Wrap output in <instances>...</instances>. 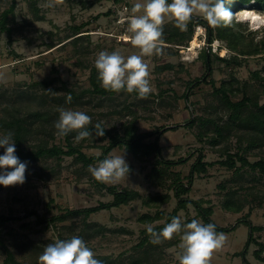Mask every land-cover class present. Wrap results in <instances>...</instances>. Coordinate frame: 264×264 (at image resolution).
Segmentation results:
<instances>
[{
  "label": "rangeland",
  "instance_id": "374dc122",
  "mask_svg": "<svg viewBox=\"0 0 264 264\" xmlns=\"http://www.w3.org/2000/svg\"><path fill=\"white\" fill-rule=\"evenodd\" d=\"M15 2L14 13L9 14L8 20L11 36L1 30L0 24V118H26L35 112L52 116L49 122L40 120L34 123L33 127L38 133L28 137L26 148L31 149L42 139H46L50 146H66L65 137L55 134L54 124L58 120L55 114L59 115L60 108L86 112L92 118L88 128L100 123L106 129L116 128L120 133H123L122 125L135 118L133 122L139 134L160 133L164 160H186L170 169L173 173L180 174L185 184L188 180L184 179L189 176L191 166L200 153L205 162L214 163L206 174L195 176L188 197L190 200H204L205 207L212 205L213 222L219 227L229 229L223 232L225 240L222 245L208 257L209 264H245L243 257L236 256L245 250L250 235V229L243 222V217L250 214L249 220L253 225L264 227V205L260 206L258 201H251L243 212L232 213L226 211L223 204L229 199V192L241 186L246 191L239 192L240 196L246 198L251 192L259 193L260 197L264 196V186L261 185L264 178L257 183L254 179L261 176L259 171L251 172L246 168L239 177L235 170H228L218 163L223 160L220 149L226 143L237 146V137H231L226 143L221 141L217 146H213L210 141L216 135L213 122L225 124L231 114L221 103V96L216 94V89L224 84L234 90L240 87V92L231 93L233 102L240 101L245 92H258L260 103H264V91H261L259 85L262 80H256L252 76L254 72H259L261 78H264V53L243 56L234 51L228 41L221 39H214L209 46L207 28L198 24L193 28L192 39L197 33L200 34L199 46L194 50H188L190 41L183 43L184 45L164 42L160 54L143 57L148 64L152 85V91L146 97L127 91L105 97L85 94L84 91L91 88L90 76L100 51H119L125 57L140 54L139 49L131 44V33L128 31L129 17L143 13L142 9L137 13L132 12L133 5L140 0ZM12 3L13 0H0V18ZM245 10L247 13L243 15ZM252 15L259 18L261 29L255 30L252 23L244 20ZM195 16L203 18L201 15ZM233 21L243 23L246 32L252 34L248 36L254 37L256 43L264 38V11L246 5L244 9L234 13ZM78 26L83 27L75 32V27ZM162 27V37L168 36L171 31L186 35L189 32V27L181 31L174 20L168 17ZM204 50L210 52L211 73L207 71L206 63L200 55ZM167 65L171 67L167 68ZM162 67L167 69L161 70ZM61 80L75 92V97L60 89ZM210 81H214L215 86ZM45 82L49 85L43 86ZM245 83L248 84L247 88L244 87ZM131 111L136 114L134 118ZM246 114V111L242 112L243 116ZM199 118L213 122L202 125L198 122ZM192 119L195 121L189 126ZM42 129L45 131L41 132ZM200 134H203L202 137H199ZM155 137L156 135L146 139L145 143L153 142ZM72 142L82 145V151L91 157L102 153L101 149L91 146L105 145L108 140L101 142L97 135H90L80 141L72 138ZM261 150L251 151L248 155L249 161H258L264 155ZM121 154H124L130 172L116 183H105L108 187L136 190L144 198L166 192L173 196L172 191L153 186L147 179L151 169L157 166L154 155L140 159L125 149H115L110 156ZM158 168L162 166L159 165ZM94 178L89 166L77 162L74 157L28 161L25 183L3 186L0 191V215L22 217L0 226V264H5L6 248L15 254V259L20 264H40V255L60 234L63 239L82 237L102 264H108L103 258L114 260L115 264H130L139 257H143V264H179V255L182 253L180 235L174 234L171 239H162L147 254L143 253L144 248L136 249L143 238L141 231L147 227L138 219L146 213L154 214L158 210L155 207H146L142 199L127 206L101 211L88 219L82 216L70 218L55 229L48 226L47 221L38 224L35 216L23 218L26 210H36L40 215L47 214L51 218L64 214L67 210L84 209L112 201L113 197L98 187L93 181ZM221 186L226 189H221ZM177 205L178 200L173 198L160 210L169 214ZM178 217L182 223L191 222L193 219L203 223L192 204L186 210L180 211ZM164 223L165 220L151 226ZM236 225L237 228H233ZM102 228L104 230L100 231ZM255 236L264 242V231L256 233ZM171 243L174 245H169ZM257 249L255 244L250 246L246 256L248 264H263L254 257Z\"/></svg>",
  "mask_w": 264,
  "mask_h": 264
},
{
  "label": "trees",
  "instance_id": "16d2710c",
  "mask_svg": "<svg viewBox=\"0 0 264 264\" xmlns=\"http://www.w3.org/2000/svg\"><path fill=\"white\" fill-rule=\"evenodd\" d=\"M169 2H171V0H169ZM15 3V0H13L11 7L2 13L0 18V24L2 26L1 30L7 32L9 36H11L12 34L11 28L8 27L9 14L14 13L16 5ZM246 5H252V7H256L257 9L264 11V0H226L225 7L230 9L234 14L236 11L244 9ZM198 24L204 25L207 28L209 46L212 44L214 39H221L228 41L230 47L234 51L238 52V54L243 56L264 53V38L256 43L254 37L248 36L249 33L246 32L247 29L243 25V23H235L233 21L231 25L227 26H211L207 23L206 19L202 17H196L195 15L188 22L189 32L187 35L181 34V32L178 31H171L168 36H164L162 37V39L164 42L169 44L184 45L183 43L192 40L193 28ZM82 27L83 26L75 27V32H79ZM249 35L252 34L250 33ZM209 54L210 52L204 50L200 55L206 63L207 71L211 73L212 61L209 58ZM217 59L227 61L223 58L217 57ZM235 60H238V58H235ZM238 65H241V63L238 62ZM169 67L171 66L167 65V68ZM167 68L162 67L161 70H165ZM252 76L256 80H262V82H259V85L262 89L261 91H264V78H261L260 73L254 72ZM55 79H53V82L55 81ZM234 80L236 81V79ZM196 81L198 82V80ZM90 82L91 88L85 90V94H93L100 97H105L112 96L116 93V91L106 90L102 86L96 67H94V69L92 70ZM209 83L215 86L214 81H210ZM38 85H40V83ZM42 85L47 86L49 84L45 82ZM247 86L248 84L245 83L244 87L247 88ZM60 89L69 93L72 97H75L76 95L75 92L69 89L67 84L62 80ZM236 91L240 92V87H237V89L234 90L226 87V84H224L221 88L215 90L216 94L221 96V103L231 111L228 122L222 124L202 118H199L198 122H200V124L202 125L213 122V125L215 127L214 131L216 132L215 137L210 141L213 146L220 145L221 141H225L226 143L233 136L237 137V146L233 147L231 144L226 143L220 149V157L223 160L219 161L218 163L222 166L227 167L228 170H235L236 175H238L239 177H241V172L246 168H249L251 172L259 171V174L261 176H259L258 179L255 178L254 181L260 183L264 178V155L261 156V158L256 162H250L248 155L251 151L256 149H263V151H261L264 152V103H260L258 92H254L253 94H248L247 92H245L244 97L240 101L233 102L231 99V93H235ZM185 97L188 98L187 95ZM244 111H246L247 114L243 116L242 112ZM131 114L133 115V118L136 115L132 111ZM55 115L59 118L58 114ZM51 117V115L44 112H35L29 114L26 118L17 116H12L9 119L0 118V132H2L0 133V135L6 134L8 132L12 133V139L16 144V154L22 161L37 162L41 159L47 158H55L60 160L62 157H74L77 162L83 163L84 166H90L92 164L99 163L106 157H110V154L115 149H125L128 153L140 159L149 158L150 156L154 155L156 157L157 166L151 169V173L147 176V179L152 183L153 186L172 191L173 196L166 192L164 194L157 193L154 195H149L147 196V198H144L136 190H120L117 186L108 187L105 182L98 181L94 178L93 181L97 184V186L103 190H106L107 193L113 197L112 201L107 203L101 202L97 206H92L89 208L67 210L66 213L58 216H53L51 218H48L47 214L40 215L36 210H26V215L23 218L35 216L37 218L38 224H42L47 221L48 226H51L55 229L59 224L66 222L70 218H77L82 216L84 219H88L91 215L99 213L101 211H109L114 208L127 206L134 201L142 199L143 204L146 207H155L158 210L154 214L146 213L142 215L138 219L141 224H144L148 227L156 222L165 220V223L162 225L152 226L156 232H160L167 223L171 222V219L173 217H178V213L182 210H186L190 204L194 206L198 217L201 218L204 224H215L212 220V216L214 214L213 206L211 205L205 207L204 205L206 202L204 200H190V198L188 197L191 192V185L195 176L206 174L209 168L214 166V163L205 162L204 156L201 153L199 154V157L194 162V164L191 166L189 176L184 179L188 180L187 184H185L180 174H175L170 171V169L173 166H177L178 164L186 162V160H164V158L162 157V148L160 147V133L153 132L139 134L138 129L133 122L135 118L130 123L122 125L123 133H120L116 128L108 130L104 125L101 124V127L105 129V134L104 136H98L99 141L104 142L108 140V143L102 146H91L92 148H99L102 150V153L99 156H87L82 151V145H75L72 142V138L76 136L77 130H74L67 136H64L67 143L66 146H50L46 139H42L36 145L32 146L31 149H27L25 145L27 144L28 137L30 138L38 133V131L33 127L34 123L40 120L42 122H49ZM31 119H33V121L30 122L29 120ZM194 121L195 120L192 119L189 122V126H192ZM88 130L92 133L91 135H96V129L94 126L89 127ZM44 131V129L41 130V132ZM154 135H156V137L153 142L145 143L146 139H150ZM202 135L203 134H200L199 137H202ZM51 137L54 138V135H51ZM3 151L4 149L0 148V154H2ZM159 165H161L162 168H158ZM238 165L240 166L238 167ZM261 185L264 186V182ZM2 188L3 186H0V191H2ZM220 188L226 189L225 186H221ZM241 191H246V188L241 186L229 192V199L223 204V208L226 211L232 213H241L248 205L256 201L259 202L260 206L264 205V202H261L262 200H264V196L260 197L259 193L255 194L254 192H251L248 193L247 197L245 198L239 195V192ZM173 198L178 200V205L171 213L166 214L165 211L160 210L162 206L169 204ZM249 217L250 214L244 216L243 222L250 229V235L247 240L245 250L241 253H237L236 256L243 257L244 263L248 264L249 262L246 256L249 252L250 246L252 244H255L258 249L254 251V257L264 264V242H261L260 238L255 236L256 233L263 232L264 227L253 225L249 220ZM18 219H22V217L15 218L12 216V214H1L0 226L6 224L9 221ZM147 227L141 231L143 238L140 240V243L136 248H144L145 250L143 253L146 254L150 253V250H152V248L157 245L151 242L153 237L150 233L147 232ZM233 228H237V225ZM103 230L104 228H102L100 231ZM216 231L223 233L229 231V229L216 225ZM58 239H63V236L60 234L58 236ZM169 245H174V243H171ZM5 250L7 253V257L4 262L5 264H20L15 259V254L11 250H9L8 248H6ZM103 261H106L108 264H115L114 260H108L107 258H103ZM130 264H143V257H139L136 260L131 261Z\"/></svg>",
  "mask_w": 264,
  "mask_h": 264
},
{
  "label": "clouds",
  "instance_id": "9594fccd",
  "mask_svg": "<svg viewBox=\"0 0 264 264\" xmlns=\"http://www.w3.org/2000/svg\"><path fill=\"white\" fill-rule=\"evenodd\" d=\"M226 0H140L133 5L132 12L141 9L142 14L129 17L128 31L131 44L139 49L140 54L125 57L119 51H100L95 59L102 86L109 91L128 93L136 92L139 97H146L152 91L148 64L144 56L162 52L163 23L165 18H172L176 27L184 31L194 15H201L211 26L231 25L233 12L225 7ZM71 100V97H68ZM92 118L84 111L59 109V118L55 122L56 135L67 136L77 130L76 141L89 137L88 130ZM96 135L104 136L105 129L100 123L95 124ZM0 186L22 185L26 181L28 161H22L16 154V144L12 133L0 135ZM89 171L96 180L105 183H116L128 176L130 167L124 154L106 157L98 166H89ZM147 232L153 237L152 243L159 244L162 239H171L174 234L180 235L182 253L179 264H209L208 257L218 249L225 236L216 231L213 223L203 224L197 219L182 223L180 217H173L160 232L152 226ZM40 264H102L80 236L57 239L48 244L39 257Z\"/></svg>",
  "mask_w": 264,
  "mask_h": 264
},
{
  "label": "bare ground",
  "instance_id": "6f19581e",
  "mask_svg": "<svg viewBox=\"0 0 264 264\" xmlns=\"http://www.w3.org/2000/svg\"><path fill=\"white\" fill-rule=\"evenodd\" d=\"M243 15H245L247 13V10L242 12ZM246 21H249L250 23L253 24L254 29L259 30L261 29V23L259 22V18L257 17V15H252L249 19H244ZM202 30V29H200ZM199 36L200 34L197 33L196 36H194V38L190 41V47L188 48V50H194L196 47L199 46Z\"/></svg>",
  "mask_w": 264,
  "mask_h": 264
}]
</instances>
